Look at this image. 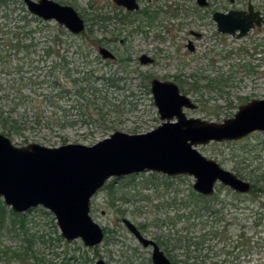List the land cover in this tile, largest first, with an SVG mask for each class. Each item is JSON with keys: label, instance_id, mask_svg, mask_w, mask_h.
I'll return each mask as SVG.
<instances>
[{"label": "rangeland", "instance_id": "obj_1", "mask_svg": "<svg viewBox=\"0 0 264 264\" xmlns=\"http://www.w3.org/2000/svg\"><path fill=\"white\" fill-rule=\"evenodd\" d=\"M55 1L79 12L83 35L35 18L23 0L0 6V133L17 146L93 145L116 131L153 130L162 123L151 91L154 78L176 83L197 104L184 108L188 117L214 122L264 99V22L238 37L219 32L213 19L216 11L247 10L249 2L264 17V0H208V6L138 0L136 11L114 0ZM31 28L37 30L33 41ZM100 47L116 58L105 59ZM143 54L153 60L142 63ZM76 77V87L85 88L82 96L70 84ZM197 148L248 181L250 190L236 193L218 182L212 198L204 199L188 174L145 170L112 177L91 200L90 214L105 233L93 247L81 238L67 241L47 208L15 213L0 197V264H153L151 248L142 246L124 219L167 243L170 256L183 262L190 257L192 264H264V131ZM190 237L200 244L188 250Z\"/></svg>", "mask_w": 264, "mask_h": 264}, {"label": "water", "instance_id": "obj_2", "mask_svg": "<svg viewBox=\"0 0 264 264\" xmlns=\"http://www.w3.org/2000/svg\"><path fill=\"white\" fill-rule=\"evenodd\" d=\"M23 1L31 14L54 20L74 35L86 29L84 19L70 5L55 0ZM114 1L129 10L139 8L137 0ZM197 2L209 5L208 0ZM213 19L219 32L238 37L264 22L252 3L247 10L216 11ZM99 52L105 59H114L105 47ZM141 61L148 63L152 58L143 55ZM151 91L162 123L146 133L116 131L93 145L68 143L57 147L38 143L17 146L0 133V197L4 203L16 213L41 205L54 214L67 241L81 238L93 247L103 241L104 230L90 214L91 200L112 177L145 170L170 176L188 174L195 178L194 189L206 196L215 192L218 182L235 192H248V181L206 157L197 147L264 131V99H253L241 105L233 117L214 122L188 117L184 108L194 109L197 104L172 81L154 78ZM124 223L144 247H153L154 264H173L156 241L143 236L130 220L124 219ZM96 264L106 263L100 259Z\"/></svg>", "mask_w": 264, "mask_h": 264}, {"label": "trees", "instance_id": "obj_3", "mask_svg": "<svg viewBox=\"0 0 264 264\" xmlns=\"http://www.w3.org/2000/svg\"><path fill=\"white\" fill-rule=\"evenodd\" d=\"M5 4H7V0H5ZM21 4H24V2H21ZM35 17V16H34ZM35 18H37V17H35ZM37 30L36 29H29L27 32V35H29V36H31V40L33 41V40H35V38L33 37V34H35V32H36ZM81 35H83V34H81ZM80 38V37H79ZM82 39V38H81ZM51 40H52V38H51ZM49 41H50V39H49ZM55 41H56V44H55V46H59V43H61L62 41L60 40V39H55ZM81 42V41H80ZM79 41L76 43V41H71L70 42V45H72V44H80L79 45V47H81L82 46V44L83 43H80ZM45 51H46V53L47 54H51V51H53V48H52V46L50 47V45H47V47L45 48ZM78 52V51H77ZM63 69H66V68H63ZM69 70V69H68ZM71 77V75L68 73V71L66 72V79L67 78H70ZM107 79V78H106ZM73 82H71L70 84H71V86L75 89V92H74V95H77V96H82V95H80V94H82V93H84V91H85V88L83 87V86H78V87H76L77 86V83L79 84V78H73V79H71ZM54 85L56 86V87H58L59 86V81L58 80H55L54 81ZM60 88V87H59ZM62 91H64V93H71V91H65V89H62ZM97 90H95V92H96ZM94 92V91H93ZM94 92V93H95ZM59 95H62L63 93L62 92H59L58 93ZM132 175V174H131ZM198 196H199V198H204V199H209L210 197L212 198V195H209V196H206V195H203V194H198ZM206 209V208H205ZM1 212H3V207H1L0 208V213ZM16 213V212H15ZM1 218L2 217H0V221H1ZM212 234H213V236H216V235H218V231H210ZM191 238H195V237H190L189 238V240H188V242L190 243V244H187L185 247L189 250L190 248H191V246L192 245H197L198 246V243L200 244V241H196V242H193V240H191ZM206 240L205 239H203L202 240V242L201 243H204ZM160 245H162V246H164V250L166 251V253H167V255H169V257H170V259L172 260V262H173V264H192V263H188V261H189V258L190 257H188L184 262H183V260H179V259H177V256H175V255H171L170 256V247H168L167 246V243H165V242H161L160 241ZM181 247V246H180Z\"/></svg>", "mask_w": 264, "mask_h": 264}, {"label": "flooded vegetation", "instance_id": "obj_4", "mask_svg": "<svg viewBox=\"0 0 264 264\" xmlns=\"http://www.w3.org/2000/svg\"><path fill=\"white\" fill-rule=\"evenodd\" d=\"M37 1V0H36ZM115 2V1H114ZM137 2H138V0H137ZM116 3V2H115ZM249 3H251V2H249ZM5 4V0H0V6H2V5H4ZM139 4V3H138ZM116 5H118L117 3H116ZM118 6H122V5H118ZM248 6H249V4H248ZM122 7H124L126 10H128V11H136V10H138L139 8H140V5H139V8L138 9H136V10H129V9H127L125 6H122ZM248 9V8H247ZM79 13V12H78ZM215 13V12H214ZM33 15V14H32ZM35 16V15H34ZM37 17V16H36ZM38 18H40V17H38ZM83 18V17H82ZM42 19V18H41ZM85 21V20H84ZM85 26H86V24H85ZM67 29V28H66ZM68 30V29H67ZM69 31V30H68ZM86 31V29L82 32V33H80L79 35H81V34H83L84 32ZM72 34V33H71ZM74 35V34H73ZM101 48V47H100ZM100 48H99V50H100ZM110 50V49H109ZM111 51V50H110ZM100 53V52H99ZM143 55H145V54H143ZM142 55V56H143ZM141 56V57H142ZM141 57H140V61H141ZM116 58V56L114 55V59ZM109 59V58H108ZM113 59V60H114ZM153 60V59H152ZM142 62V61H141ZM143 63V62H142ZM153 80V79H152ZM152 82V81H151ZM236 193H238V192H236ZM124 221V220H123ZM138 228V227H137ZM139 230H140V232L142 233V231H141V229L140 228H138ZM142 235L143 236H145L143 233H142ZM104 236H105V233H104ZM146 237V236H145ZM146 238H148V237H146ZM151 239V238H150ZM154 240V239H153ZM139 241V240H138ZM154 241H156V240H154ZM140 242V241H139ZM157 242V241H156ZM141 243V242H140ZM158 243V242H157ZM142 244V243H141ZM158 245L160 246V248L162 249V245H160V243H158ZM143 246V245H142ZM144 247V246H143ZM145 248H151V250H152V252H153V247L152 246H148V247H145ZM163 250V249H162ZM164 251V250H163ZM164 253H165V251H164ZM166 254V253H165ZM168 257V256H167ZM169 258V257H168ZM170 259V258H169ZM151 260H152V253H151ZM171 260V259H170ZM153 262V261H152ZM171 262H172V260H171ZM173 263V262H172ZM154 264V263H153Z\"/></svg>", "mask_w": 264, "mask_h": 264}]
</instances>
